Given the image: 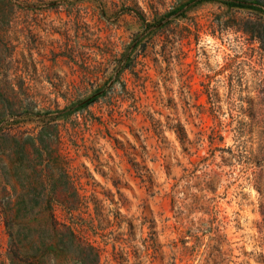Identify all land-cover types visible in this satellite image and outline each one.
Returning a JSON list of instances; mask_svg holds the SVG:
<instances>
[{"label": "rangeland", "instance_id": "rangeland-1", "mask_svg": "<svg viewBox=\"0 0 264 264\" xmlns=\"http://www.w3.org/2000/svg\"><path fill=\"white\" fill-rule=\"evenodd\" d=\"M95 256L264 264V0H0V264Z\"/></svg>", "mask_w": 264, "mask_h": 264}, {"label": "trees", "instance_id": "trees-1", "mask_svg": "<svg viewBox=\"0 0 264 264\" xmlns=\"http://www.w3.org/2000/svg\"><path fill=\"white\" fill-rule=\"evenodd\" d=\"M142 50H143V48H142ZM142 50H141V51H142ZM77 225H78V224H76V226H77ZM79 226H81V225H79ZM79 230L81 231L82 228H80ZM96 262H97V256L94 257V260L92 261V264H95Z\"/></svg>", "mask_w": 264, "mask_h": 264}, {"label": "bare ground", "instance_id": "bare-ground-1", "mask_svg": "<svg viewBox=\"0 0 264 264\" xmlns=\"http://www.w3.org/2000/svg\"><path fill=\"white\" fill-rule=\"evenodd\" d=\"M230 229V228H229ZM230 230H232V229H230ZM227 233H229V231L227 232ZM238 234V233H237ZM229 235H230V233H229ZM231 236V235H230ZM237 236V235H236ZM233 237V236H232ZM229 238H231V237H229ZM234 238V237H233ZM236 239V238H235ZM243 243V242H242Z\"/></svg>", "mask_w": 264, "mask_h": 264}]
</instances>
